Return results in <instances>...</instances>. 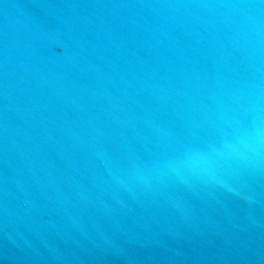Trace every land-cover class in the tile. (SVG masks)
<instances>
[{
  "label": "water",
  "instance_id": "obj_1",
  "mask_svg": "<svg viewBox=\"0 0 264 264\" xmlns=\"http://www.w3.org/2000/svg\"><path fill=\"white\" fill-rule=\"evenodd\" d=\"M234 2L0 0V264H264V164L177 167L264 104Z\"/></svg>",
  "mask_w": 264,
  "mask_h": 264
},
{
  "label": "clouds",
  "instance_id": "obj_2",
  "mask_svg": "<svg viewBox=\"0 0 264 264\" xmlns=\"http://www.w3.org/2000/svg\"><path fill=\"white\" fill-rule=\"evenodd\" d=\"M259 6H264V0H259V5L248 3L247 0H235L231 5L240 11L244 26L256 37L257 42L264 39V15L253 11ZM259 100L260 97H257V102L245 109L252 116L249 126H245L239 118L230 121L231 130L222 134L217 145L211 146L208 151L190 149L177 167L187 168L211 180L215 178L216 158L235 160L254 167L264 164V104Z\"/></svg>",
  "mask_w": 264,
  "mask_h": 264
}]
</instances>
